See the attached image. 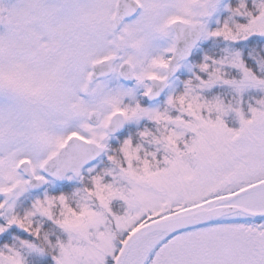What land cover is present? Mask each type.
<instances>
[{
    "label": "snow or ice",
    "instance_id": "6c2138e0",
    "mask_svg": "<svg viewBox=\"0 0 264 264\" xmlns=\"http://www.w3.org/2000/svg\"><path fill=\"white\" fill-rule=\"evenodd\" d=\"M0 264H264V0H0Z\"/></svg>",
    "mask_w": 264,
    "mask_h": 264
}]
</instances>
